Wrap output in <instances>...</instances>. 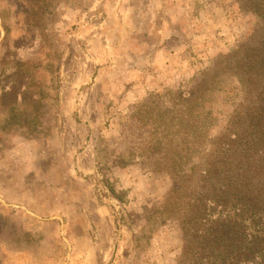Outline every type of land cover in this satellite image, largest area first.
<instances>
[{
	"label": "rangeland",
	"instance_id": "374dc122",
	"mask_svg": "<svg viewBox=\"0 0 264 264\" xmlns=\"http://www.w3.org/2000/svg\"><path fill=\"white\" fill-rule=\"evenodd\" d=\"M256 27L233 0H0V264H178Z\"/></svg>",
	"mask_w": 264,
	"mask_h": 264
},
{
	"label": "trees",
	"instance_id": "16d2710c",
	"mask_svg": "<svg viewBox=\"0 0 264 264\" xmlns=\"http://www.w3.org/2000/svg\"><path fill=\"white\" fill-rule=\"evenodd\" d=\"M233 1L257 22L241 47L246 70H237L245 102L233 115L238 131L223 142V163L198 174L196 188L178 209L184 237L178 264H264V0ZM202 122L209 125L206 117Z\"/></svg>",
	"mask_w": 264,
	"mask_h": 264
},
{
	"label": "crops",
	"instance_id": "0c3cea01",
	"mask_svg": "<svg viewBox=\"0 0 264 264\" xmlns=\"http://www.w3.org/2000/svg\"><path fill=\"white\" fill-rule=\"evenodd\" d=\"M54 137H56L55 135H54ZM59 137V136H58ZM22 138V139H21ZM23 139H24V137L23 136H20V135H17V136H15L14 137V144H15V146L13 147V153L15 154V152H17L19 149H17V148H19V147H23L24 146V141H23ZM12 153V152H11ZM0 202H3V200H1L0 199ZM5 205H12V204H7V203H5Z\"/></svg>",
	"mask_w": 264,
	"mask_h": 264
}]
</instances>
